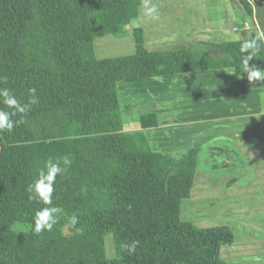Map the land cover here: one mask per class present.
<instances>
[{
  "label": "trees",
  "instance_id": "trees-1",
  "mask_svg": "<svg viewBox=\"0 0 264 264\" xmlns=\"http://www.w3.org/2000/svg\"><path fill=\"white\" fill-rule=\"evenodd\" d=\"M237 3L252 19L250 2ZM141 4L0 0V77L7 78L0 87L10 88L22 103L35 87L39 100L23 123L0 132V264H227L221 250L234 243L231 229L198 228L181 216L199 149L155 154L146 131L158 127L156 112L141 114L138 129L126 132L118 84L226 69L247 77L241 45L257 41L261 51L249 64L259 68L264 42L257 32L222 42L218 57L205 49L149 51L143 29L135 27L132 55L97 59L95 40L123 38L129 19L121 14ZM0 109L8 110L2 102ZM65 155L72 165L57 177L53 193L61 218L52 232L35 235L29 225L45 205L30 200L26 189L47 159ZM73 214L79 231L69 225ZM108 235L115 250L111 259ZM134 240L140 243L129 255L121 245Z\"/></svg>",
  "mask_w": 264,
  "mask_h": 264
},
{
  "label": "rangeland",
  "instance_id": "rangeland-1",
  "mask_svg": "<svg viewBox=\"0 0 264 264\" xmlns=\"http://www.w3.org/2000/svg\"><path fill=\"white\" fill-rule=\"evenodd\" d=\"M168 3L172 5H167ZM241 12L243 10L237 0H142L139 9H129L121 14L129 19L123 38L105 36L95 40L96 58L132 55V34L135 27L143 29L145 47L149 51L205 49L218 57L221 52L216 46L222 42L252 38L256 32L264 42V7L258 9V21L255 20L259 32L251 22L249 29L244 30ZM123 83L126 84H118V98L125 131L138 129V116L144 111H156L160 117L159 125L148 136L152 151L155 154L184 153L185 148L176 146L175 141L176 122L172 115L175 106L172 107L173 102L164 100L165 94L175 95L176 84L169 82V89H166L167 84L160 81L144 80L131 87L128 86L132 84ZM161 114L168 118L163 120ZM163 121L171 123L169 127H173L168 134L167 124L162 125ZM197 130L214 133V137L211 134H199L200 144L217 140L220 137L216 134L223 133L216 132V128L210 124H204ZM166 142L172 144L166 145ZM192 147H197L201 155L190 199L182 204L183 220L192 222L198 228L228 226L234 235V243L223 251L227 264H246L255 256L264 258V156L251 160L248 156V161L245 157L247 155L242 151L239 152L224 142L217 146L210 144L206 147L191 145L190 148ZM261 153L262 151H258L255 155ZM199 197L202 200L200 205ZM247 245L253 248L248 251L245 247ZM105 251L108 259L114 257L111 235L105 238ZM261 261L260 264H264V259Z\"/></svg>",
  "mask_w": 264,
  "mask_h": 264
},
{
  "label": "crops",
  "instance_id": "crops-1",
  "mask_svg": "<svg viewBox=\"0 0 264 264\" xmlns=\"http://www.w3.org/2000/svg\"><path fill=\"white\" fill-rule=\"evenodd\" d=\"M232 1L234 2V0ZM248 1L253 8V18L249 19L244 12H241L244 17V30L249 29V22H251L252 25L253 23L255 24L259 32L255 20L258 21V9L263 8L261 0ZM167 5H172V3H168ZM259 69L264 70V66L259 67ZM152 81L165 82L167 84L165 86L166 89H169V82L176 84L175 95H164V100L173 102L172 107L175 106L172 115L175 116L176 122L174 127L176 131V146L187 150L191 145L206 147L210 144L217 146L221 142H224L225 145H229V147H233L239 152L242 151L247 155L245 157H247L248 161L255 159L257 156H264V82L249 83L247 77H236L231 69L166 76L160 79H152ZM137 82L140 81L128 82V84H132L128 87L136 85ZM144 103L147 102L145 101ZM149 112L156 111L146 110L142 114ZM165 114L160 115L163 120L168 118L166 117L168 114ZM158 120L160 121V117H158ZM166 124L168 134L169 130L173 127H169L171 123L167 121L162 122V125ZM204 124L213 125L216 128V132L222 131L224 134H216L220 137L219 139H213L208 143L200 144L199 134H211L214 137V133L197 130ZM154 130L146 131L147 138L153 134ZM172 140L173 138L170 139V141ZM171 144L166 142V145ZM258 151H262V153L255 155ZM200 155L201 153L198 155V161ZM201 202L202 200L200 199L198 205ZM246 228L251 229L248 226ZM227 247L221 250V257L226 262L227 260L224 259L223 251ZM245 247L249 251L252 246L247 245ZM250 253H253V251ZM246 264H250V262L247 261Z\"/></svg>",
  "mask_w": 264,
  "mask_h": 264
},
{
  "label": "clouds",
  "instance_id": "clouds-1",
  "mask_svg": "<svg viewBox=\"0 0 264 264\" xmlns=\"http://www.w3.org/2000/svg\"><path fill=\"white\" fill-rule=\"evenodd\" d=\"M244 53L242 59L243 72L247 73V81L249 83L264 82V70L257 68L254 64H249L261 51L260 45L253 38L245 41L240 48ZM235 73V70H233ZM6 77H0V82L6 81ZM27 102L22 103L14 92L7 87H0V102L7 106L8 110L0 109V132L12 130L20 123L24 122L23 117L31 111L32 107L38 104L37 90L35 87L29 88ZM20 115L19 120H14L13 117ZM72 165V159L69 155L58 158H49L44 163V166L38 170L37 176L26 191L30 194V200H36L45 205L35 212L32 223L29 225L30 230L35 235L41 233H50L58 224L63 210L54 205L53 193L55 191V183L58 176H63L67 173ZM79 224V217L75 214L69 217V225L79 231L76 226ZM139 241L134 240L130 243L121 245V248L129 255L136 253L139 246ZM264 259L260 256L252 258L250 264H260Z\"/></svg>",
  "mask_w": 264,
  "mask_h": 264
},
{
  "label": "water",
  "instance_id": "water-1",
  "mask_svg": "<svg viewBox=\"0 0 264 264\" xmlns=\"http://www.w3.org/2000/svg\"><path fill=\"white\" fill-rule=\"evenodd\" d=\"M0 148H1V146H0Z\"/></svg>",
  "mask_w": 264,
  "mask_h": 264
}]
</instances>
